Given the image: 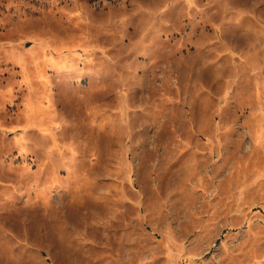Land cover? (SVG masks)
<instances>
[{
	"label": "rangeland",
	"instance_id": "obj_1",
	"mask_svg": "<svg viewBox=\"0 0 264 264\" xmlns=\"http://www.w3.org/2000/svg\"><path fill=\"white\" fill-rule=\"evenodd\" d=\"M0 264H264V0H0Z\"/></svg>",
	"mask_w": 264,
	"mask_h": 264
}]
</instances>
